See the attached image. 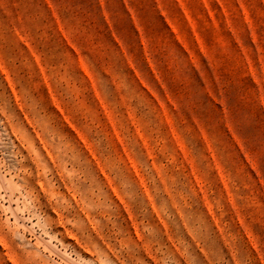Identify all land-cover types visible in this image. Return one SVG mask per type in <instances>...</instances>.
<instances>
[{"label": "rangeland", "instance_id": "obj_1", "mask_svg": "<svg viewBox=\"0 0 264 264\" xmlns=\"http://www.w3.org/2000/svg\"><path fill=\"white\" fill-rule=\"evenodd\" d=\"M0 264H264V0H0Z\"/></svg>", "mask_w": 264, "mask_h": 264}]
</instances>
